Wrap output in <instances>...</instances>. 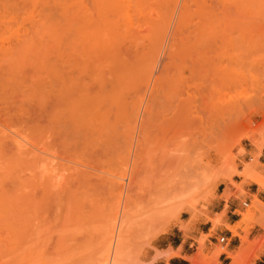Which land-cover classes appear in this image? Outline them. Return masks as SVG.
Here are the masks:
<instances>
[{"label": "rangeland", "instance_id": "374dc122", "mask_svg": "<svg viewBox=\"0 0 264 264\" xmlns=\"http://www.w3.org/2000/svg\"><path fill=\"white\" fill-rule=\"evenodd\" d=\"M196 5H191L192 11L196 8L193 15L198 14L193 17L191 23L194 24H174L178 7L171 11V0L146 5L144 12L135 16L134 30L136 34L139 32L142 41L146 24L162 9L171 18L167 25L169 39L166 37L154 69L145 58L131 61L132 71L121 76L123 81L115 89L110 84L114 78L111 67L98 59L89 62V71L78 76L76 85L67 82L66 88L54 89L57 92L52 94L53 91L47 89L51 84L57 86V79L42 64L55 51V44L49 41L43 47H31L21 67V92L16 97L15 93L11 94V104L17 98L14 105L20 109L9 120V132H19L27 142L26 148L40 146L42 151L37 150V154L41 159L31 161L36 155L32 153L21 156L10 153L0 163V264H104L109 256L104 250L106 234L112 228V217L120 218L125 200L130 203L126 208L123 237L133 259L138 261L135 263L150 264L147 260L166 257L168 249L156 248L160 243L157 239L178 226L180 231H173L192 242L186 248L187 255H198V264H217V260L210 263V258L226 245L219 242L218 235L216 249L209 251L206 242L213 239V229L208 234H195L194 225L204 219L212 222L209 216H212L218 193L227 185L241 190L247 167L252 166L253 172L264 178L258 160L264 145V0H197ZM241 31L246 33L248 67L253 74L248 92L250 102L235 114L233 123L236 125L222 133L220 131L224 130H217L212 122L217 115L212 120L207 119L212 111H220L217 104L220 97L216 95L221 89L213 70L218 53L226 47L224 42L237 37ZM189 37L190 42L186 41ZM129 42L131 39H125L124 45ZM165 49L170 55L163 53ZM105 81V86H101ZM62 96L78 102L74 110L85 118L70 119ZM87 99L89 101L85 102ZM40 103L45 108L42 111ZM11 104L13 113L15 107ZM31 116L34 119H30ZM36 118H39L37 123H43H38L40 127H46L38 131L41 136L31 131L32 120ZM193 120L197 125H193ZM35 137L39 139L36 142ZM49 165L55 169L54 173L61 174L58 173V178L54 175L57 180L54 177L50 182L54 186L49 183L47 187V183L43 186L41 182L40 169ZM198 166L205 167L201 171L207 175L204 184L187 195L183 192L187 182L183 179L189 173L186 170ZM121 171H126V175L122 179L125 193L120 197L110 180ZM130 172L134 173L132 181L128 178ZM224 173H229L230 177L221 178ZM237 179H241L240 182ZM231 195L237 196L228 194L226 189L221 194L226 198ZM189 201L194 204L190 206ZM260 209V201L255 196L237 211L241 219L236 223L240 222L239 229L244 231L241 242L253 255L259 242L258 238H249V234L255 225H262L264 213L255 215ZM155 212L162 215L161 219L152 218L148 227H141L143 219ZM219 215L223 216L224 211Z\"/></svg>", "mask_w": 264, "mask_h": 264}, {"label": "bare ground", "instance_id": "6f19581e", "mask_svg": "<svg viewBox=\"0 0 264 264\" xmlns=\"http://www.w3.org/2000/svg\"><path fill=\"white\" fill-rule=\"evenodd\" d=\"M171 1H172L171 11H174L173 9H176L178 7V13L176 14L177 17L174 24H189V23L194 24L191 22L192 21L194 22L193 17L195 14L193 15V12L195 11L196 8L194 9V11H192L191 5H196L197 0H181V1L171 0ZM157 2L158 0H0V163H3L5 159H7V156L10 153L17 155L20 154V156L21 154L28 155L32 153L36 155L32 157L31 161L32 160L38 161L41 159V156L37 154V150L42 151V148L40 146H38L37 144L35 145L31 144L33 146L32 148H26L27 142L19 132L12 131L14 134H11L9 132V120L11 116L15 115L20 109L18 106L16 107V105H14L15 101H18L17 98L16 99L14 98L15 101L13 100L14 103L11 104L12 102L10 99L11 94L15 93L14 97H16L17 96L16 94H19V92H21L20 91L22 87L20 83V78L22 75L21 67L31 47L32 46L43 47L46 45V42L49 41H52L55 44V51L50 55L46 63L44 62L42 64L43 67L47 69L49 74L53 76L55 79H57V83H58L57 86L55 84H51V87L47 89V91L50 90L53 91L52 94H54L55 91L57 92V90L54 89L66 88L65 86L67 85V82H69L70 85L71 84L76 85V79L79 78L78 76L81 75L82 73L85 72L87 73L89 71V62L98 59L99 60L103 59L111 67V73L114 78L113 80H111V82L112 81L113 82L112 83L110 82V84L112 85L113 89H115L116 87H119L120 83H122L123 81L121 76L123 77V74H125L127 71L129 72V70L133 68V63H131V61L133 62L139 60L140 58L142 59L145 58L146 62L150 61L149 65L151 69L152 68L154 69L155 60H157L158 57L161 56L163 44L165 43L166 37L168 36L167 25L170 24V19H171L169 15L163 12L162 9H158L159 11L157 12V14L154 17H152L146 24L147 28L145 29L144 32H142V36L140 38V39L143 38L142 41L139 40L140 37L139 32L136 31L137 32L136 34L134 30L136 25L134 24L135 16L142 14L146 8V5H152ZM197 22H200V20ZM125 39H131V42H129L127 46L124 45ZM139 41L142 42L143 44L142 43L139 44ZM186 41L190 42L191 37H189L188 40L186 39ZM246 42H247L246 33L243 31H241L237 37L235 38L230 37L229 40H227V42L225 41L224 43H226V47L223 46L225 48L223 49V52L221 49V52L218 53L219 54L217 55L218 62H216L217 64L215 65L213 70L215 71L216 78L214 75L213 77L217 80V83L220 85L219 89H221L220 91L217 88V90L220 91L221 93L219 95H216L220 97V103H217L216 101V103L219 104L218 107L220 108V111L219 109L217 110L215 109L216 113L219 112L220 113L216 114L215 112L212 111L214 115H212L213 113L211 112L207 119L210 118L209 120H212L213 116L217 115L216 117H214V121L212 122H214L215 128L217 130H224V131H220L222 133H224L226 129L233 126V124L235 123L234 118H236L235 114L241 112L245 108L244 106L246 104L248 105V103L250 102L248 99V92L252 83L253 74L251 68L248 67L249 57L246 51V47H247ZM133 44L135 47H132ZM142 45L144 46L141 48ZM166 52H168V49L167 51L166 49L165 51H163V53ZM220 54L221 55L223 54L221 58H220L221 56ZM168 55L170 54H167V56ZM212 60L210 61L212 62ZM105 83L106 81L104 82V84L102 82L101 86L102 85L105 86ZM217 83L215 85H217ZM209 89L211 91H217L214 88H213L214 90H212L211 88ZM213 93L215 94L218 92H212L211 94ZM52 94H50V96ZM206 95L208 94L206 93ZM63 97L64 96H62L61 98ZM64 99L65 101H63V103L64 102L66 103V107L64 106L65 107L64 110H67V113L71 117L69 118L75 121H81L80 119H82L84 115L80 113H76L74 110L75 108L78 107V102L74 103L73 99H71V101H68L67 98H63V100ZM206 99H207L206 100L207 104L208 103L210 104V102H208V98ZM82 101L83 98L81 97L80 103ZM88 101L89 100L87 99V101L85 102ZM10 104L15 107L13 108L15 111L13 112L14 114L11 113L12 106H10ZM17 104L19 105V102ZM217 104H215L216 106L214 105V107L217 108ZM88 106L89 105H87L86 107ZM40 107H41L40 111H42V109H45L44 106L42 108L41 103H40ZM52 107L53 105L50 107V109H52ZM84 108H85V104H84ZM86 110H88V108ZM53 111L52 113H54ZM52 113L51 115H53ZM44 115L41 114V116ZM87 115L88 113H86V119L88 118ZM56 117H58V115ZM30 119H34V118L31 116ZM207 119H206V123H207ZM36 120L39 121V118L38 119L36 118L35 121L32 120L31 131L32 133L36 135L40 134L39 136H41V132L39 133L38 131L44 130L43 128L46 127H40V124L42 122H38L40 123L38 124ZM193 121H194V123L192 122L193 125H197L196 124L197 121L196 122L195 120ZM210 124L213 123H211L210 121ZM65 125H69V124H65ZM64 129L66 128L64 127ZM47 131H49V129H47L46 132ZM50 131L48 133H50ZM44 132L42 131V134ZM217 132L220 133L219 131ZM44 134H46L45 135L46 137L48 136L47 133ZM247 136L249 137V134ZM66 138H64V140H66ZM35 139H34L35 142L39 140L38 137L37 138L35 137ZM30 140L32 142L34 141L33 139ZM62 140L63 137L61 141ZM41 142H42L41 144H44L43 141ZM52 142L54 143L53 140ZM59 163L61 164V162ZM204 166H206L207 168V165ZM29 167L28 169L31 170V168ZM65 168L67 169V167ZM190 168H192L190 171L189 168L186 170L189 172L186 175L187 176L186 179H183L184 182L185 180L187 181L185 185L186 187H184V191H183V192H187L186 193L187 195L193 194V192H195L197 188L201 187L204 184V180H203L204 177L207 176L206 173L204 174V172H201L205 168L203 166H198L196 169H194L193 167ZM247 168L248 170L245 171L244 173V180L242 182V185L244 183L254 182L258 184L260 189H264V178L261 175L255 174L253 172L254 170L252 166ZM59 169L58 171L61 170L63 171L62 165H61V170ZM40 170H41L40 174L42 176L40 177L43 178V181L41 182H43V186L44 183L45 184L47 183L46 185L47 187H50L51 184L52 186H54L53 185L54 183H50L53 182L52 178L54 180L56 177L58 178L59 176L58 173L61 174V172H58L57 174L54 173L55 169L52 167V165L41 168ZM62 173L65 174L64 171ZM128 174L129 173H127V175ZM54 175H56V177ZM125 175H126V171L123 172L121 171V173L115 174L114 177L110 180L112 188L114 189L115 192L118 193L120 197L121 195H123L122 193H125L123 192V188H125L124 187L125 185L122 182V179L124 178ZM133 175L130 172L128 178H130L131 181L133 180ZM184 177L185 176H183V178ZM229 177H230L229 173H224V175L221 176V178L223 179H227ZM66 181L63 182L65 183ZM228 190H226V192L230 194V191ZM180 192H182V190H180ZM121 202H122L121 200L118 202L119 205ZM129 203L130 202L128 200H125L122 210L120 209L122 213L120 212L121 215H119L120 218L118 217L119 218L118 220H117V216L112 217L111 220L112 228H110L106 234L108 235V238L106 237L107 240L105 241V249H104L105 252L108 253L107 255L109 256L106 257L107 261L104 264H131L138 262L133 259L131 253L128 250L127 240L126 238L123 237V229H124V225L126 224L125 219L127 217L126 208L128 207ZM189 203L190 206L194 204L192 201H189ZM158 215H160L158 212H155L154 215L149 214V216L145 218V220L143 219V223L141 224V227L144 228L148 227L149 223L152 221V218L155 219L159 217L161 219L162 215L160 216ZM209 219L216 226L219 223H221L222 215H219V213H217L215 215L209 216ZM116 220L119 222L118 224H116V226L118 227L117 234L114 232ZM139 224L140 222L138 223V225ZM229 224L226 223V226L233 232V235H237L241 237V234L238 231L240 227V222L235 223L233 225H229ZM155 235H157V233H155ZM238 248H239L238 251L236 250V253H233L227 251L228 249L226 250L224 246L223 249L218 250L213 254V256L210 258L211 259L210 263L216 261L218 259V255L221 252H228V255L233 258L234 262H237L238 257L240 254H242L244 247L241 246ZM179 254H180L179 250H173L172 248H169L167 250L166 258L169 256H178ZM183 257L187 259L190 262V264H198L199 262L198 255L196 254L184 255Z\"/></svg>", "mask_w": 264, "mask_h": 264}, {"label": "crops", "instance_id": "0c3cea01", "mask_svg": "<svg viewBox=\"0 0 264 264\" xmlns=\"http://www.w3.org/2000/svg\"><path fill=\"white\" fill-rule=\"evenodd\" d=\"M258 160L262 164L264 171V145L258 155ZM240 180L241 179H237L236 181L240 182ZM225 189L230 191V194H237V196L231 195L229 198L222 197L221 194ZM255 196L261 204V209L255 212V215L259 216L261 213H264V189H260L254 182L244 183L241 190L237 189L235 186L227 185V187H223L222 191L218 193L213 202V209L211 213L212 215H215L224 211L221 223L214 226L212 222L204 219L194 225L193 231L195 234H208L211 229H213V239L209 238L208 243L206 242V245L208 244L209 251L213 252L216 249L215 244L217 242L216 238L218 235L225 236L226 242L224 244L226 245V250L228 249L227 251L229 252L236 253V250L238 251L239 249L238 247H244L237 262H234L233 258L228 255V252H221L218 255L217 264H264V240H262V238H264V219L262 220V225H255L249 234V238H258L259 242L255 250H253L254 255L252 252L250 253L248 251V246L244 242H241V237L233 235L232 231L225 225V223L233 225L240 221L241 216L237 211L243 209V205H248ZM243 199H246V201L243 202ZM173 229L180 231L178 226H173L171 230L158 237L157 240L160 243L156 244L155 247L159 250L172 248L173 250H179L180 254L178 256H169L167 258L158 256L151 260H147L150 264H188V260L183 256L189 254L186 248L190 247L192 242H190L188 238H183L181 234L175 233ZM238 231L240 234H244L242 229H239Z\"/></svg>", "mask_w": 264, "mask_h": 264}, {"label": "built area", "instance_id": "2783aa9c", "mask_svg": "<svg viewBox=\"0 0 264 264\" xmlns=\"http://www.w3.org/2000/svg\"><path fill=\"white\" fill-rule=\"evenodd\" d=\"M219 242H221V243H225L226 242V238H225L224 235L219 237Z\"/></svg>", "mask_w": 264, "mask_h": 264}]
</instances>
